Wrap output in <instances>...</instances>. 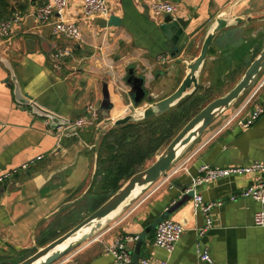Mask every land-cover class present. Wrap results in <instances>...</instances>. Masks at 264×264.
I'll list each match as a JSON object with an SVG mask.
<instances>
[{
	"label": "crops",
	"instance_id": "obj_1",
	"mask_svg": "<svg viewBox=\"0 0 264 264\" xmlns=\"http://www.w3.org/2000/svg\"><path fill=\"white\" fill-rule=\"evenodd\" d=\"M47 1L5 0L13 10L9 18L20 13L22 19L8 35H0V173L19 169L0 184V264H16L28 257L52 231L62 233L72 213L84 212L79 204L92 197L99 141L111 128L108 121L128 113L133 103L125 81L128 67L146 76V86L158 100L178 87L185 63L199 54L205 31L218 16L244 20L215 38L201 73L202 81H209L205 88L235 84L264 42V0H170L180 7L179 17L188 21V40L175 57L169 53L174 45L159 28L167 15L155 17L148 0H107L106 17L86 16L81 0H67L63 11L38 22L33 12ZM58 20L79 24L81 38L54 34ZM60 48L71 51L56 68L51 56ZM161 55L167 61L162 62ZM263 73L264 69L181 150L166 174L130 208L101 228L93 241L54 264H118L104 247L124 235H140L139 240L128 242L135 261L151 257L168 264H209L201 260L199 251L207 247L215 264H264V226L254 223L264 204L250 197L231 199L253 182L256 173L231 175L197 187L205 201L221 202L212 209L213 225L205 233L198 231L205 225V215L195 206L193 193L186 196L203 164L230 167L264 162V114L248 128L226 124L234 112L241 109L240 117L246 118L252 111L256 102L246 101ZM19 95L54 118L35 112ZM91 103L102 117H110L96 126L71 130L59 141L56 125L83 115ZM106 103L111 105L108 110ZM24 163H30L27 169L21 168ZM260 176L264 178L263 173ZM164 217L184 225L172 252L153 242L155 226Z\"/></svg>",
	"mask_w": 264,
	"mask_h": 264
},
{
	"label": "water",
	"instance_id": "obj_2",
	"mask_svg": "<svg viewBox=\"0 0 264 264\" xmlns=\"http://www.w3.org/2000/svg\"><path fill=\"white\" fill-rule=\"evenodd\" d=\"M243 20L244 18L242 17L220 15L210 23L202 38L199 54L190 61H187L184 65L185 75L180 84L173 92L161 99L153 100L154 98L151 95L150 89L146 86V76L138 75L134 67H128L125 81L131 87L130 96L133 100L132 105L138 108L145 101H149V103L145 107H139V109L130 107L128 113L117 119L108 121V125L117 127L129 121H140L152 116L161 115L179 103L183 98L192 94L200 86L201 72L215 38L223 29L238 25ZM187 24L188 21L181 17L172 19L171 16L167 15L159 26L162 33L174 45V48L169 51L171 57H175L184 48L188 40V33L185 31ZM263 69L264 47L255 56L235 85L225 94L211 100L195 114L149 166L134 173L111 197L69 230L48 244L39 247L31 255L16 264H54L71 251L80 247L97 230H100L106 221L114 217L108 218L107 216L128 200L137 188H140L139 193L131 198L121 210L133 202L150 184L165 175L176 161L181 150L201 135L215 119L222 115L253 84ZM14 81L17 89L18 84L15 77ZM18 99L22 103L31 105L35 112L54 118V115L41 109L28 98L21 96ZM104 106L107 110L111 107L107 103ZM109 117V115L103 116L104 119ZM187 194L186 196L189 197L192 195V193ZM151 228L152 226L148 227L146 231H150Z\"/></svg>",
	"mask_w": 264,
	"mask_h": 264
},
{
	"label": "built area",
	"instance_id": "obj_3",
	"mask_svg": "<svg viewBox=\"0 0 264 264\" xmlns=\"http://www.w3.org/2000/svg\"><path fill=\"white\" fill-rule=\"evenodd\" d=\"M82 10L86 16H108L109 8L107 0H81ZM150 9L155 17H162L165 15L171 16L172 19L179 18L180 7L178 4L170 0H148ZM67 5V0H49L46 3L38 6L33 12L34 17L38 22H47L55 12H61L65 9ZM22 15L20 13H15L9 19H0V35H8L14 25L20 22ZM53 33L57 35H66L70 39L78 40L82 36V30L74 21L71 20H58L53 26ZM69 48H60L54 53H52V60L54 66L59 68L61 66V61L63 57L70 54ZM162 62L167 61L165 55L160 56ZM255 101L256 104L252 111L246 118L240 117L241 109L231 114L226 124L236 122L242 128L250 127L261 115L264 114V73L256 82L250 96L248 97L246 103ZM134 109H139V107H134L129 105ZM129 107V111H130ZM108 119V118H107ZM104 118L101 116L99 109L94 104H89L86 112L76 117L73 120L66 121V123H59L55 127V133L59 141L61 136L67 134L69 131L81 130L87 126H96ZM41 159L42 156H38ZM30 163H24L21 168L27 169ZM177 167L173 172H177ZM185 168V167H183ZM19 169H13L6 172L0 173V184L6 183L8 180L12 179L13 175ZM256 173L257 176L254 178L253 182L243 189L240 193L231 196V199H237L239 197H250L255 201L264 204V178L260 176L264 173V162L253 161L251 163L240 165V166H212L210 164H203L198 169V174L193 176L191 184L188 188V192L193 193L194 204L199 208L205 215L206 222L201 228H198L199 233H205L213 225V218L211 216L212 209L221 204L220 201H205L202 194L197 191V187L208 183L210 181L220 179L223 177H228L231 175H245ZM254 223L258 226H264V209L259 210L255 213ZM153 242L155 245L164 248L168 252H172L175 248L176 243L180 240L181 235L184 231V225L175 220L172 217L162 218L155 226ZM140 239V235H124L113 239L111 242L105 244V252L114 256L118 264H168L167 260L154 259L151 257H141L137 261L133 259V253L128 247L129 241H137ZM200 251V258L209 264H215L213 258L211 257L210 251L207 247L202 248Z\"/></svg>",
	"mask_w": 264,
	"mask_h": 264
},
{
	"label": "trees",
	"instance_id": "obj_4",
	"mask_svg": "<svg viewBox=\"0 0 264 264\" xmlns=\"http://www.w3.org/2000/svg\"><path fill=\"white\" fill-rule=\"evenodd\" d=\"M12 13L9 3L0 0V19L9 18ZM211 91L200 85L192 94L161 115L140 121H129L107 130L98 144L97 168L91 186L92 197L90 201L79 205H82L88 214L91 213L134 173L144 169L145 165L155 159L182 127L201 110L207 101L206 98L211 97ZM81 219L72 213L62 228L63 232L52 231L48 237L40 241L39 246L48 244Z\"/></svg>",
	"mask_w": 264,
	"mask_h": 264
},
{
	"label": "rangeland",
	"instance_id": "obj_5",
	"mask_svg": "<svg viewBox=\"0 0 264 264\" xmlns=\"http://www.w3.org/2000/svg\"><path fill=\"white\" fill-rule=\"evenodd\" d=\"M263 39H264V35H263ZM262 47H264V42H262L261 44H260V47L258 48V52H260L259 50L262 48ZM258 55V54H257ZM256 55V56H257ZM254 58V55H252V57H251V59H253ZM202 73V72H201ZM204 80V79H203ZM167 82L168 83H173V81H171L170 80V78H168L167 79ZM208 83H209V81H202V79H201V76H200V85L201 86H203V87H205L206 85H208ZM235 84L232 82V83H226L225 85H223V86H221V87H219V86H214V85H212V86H209L208 88L209 89H211L212 91L210 92V94H211V97H209V98H206L207 99V101H205V103H204V105H203V107L207 104V103H209L211 100H213V99H215V98H217V97H219V96H221V95H223V94H225L228 90H230L233 86H234ZM172 88H174V87H172ZM170 91V90H169ZM164 94H165V92L163 91V92H161L160 93V97L161 96H164ZM155 98H158L157 96L155 97ZM202 107V108H203ZM201 108V109H202ZM156 158H157V156H156ZM155 158V159H156ZM155 159H153V160H151V161H149L146 165H145V167L144 168H146L147 166H149ZM143 193V192H142ZM141 193V194H142ZM141 194H139L137 197H136V199L141 195ZM134 202V201H133ZM133 202H131L129 205H127L126 207H124L122 210H120V212L118 213V214H116L112 219H109L108 221H106L105 223H104V226L103 227H106L108 224H110L111 222H113V221H115L117 218H119L120 217V215H122L128 208H130L131 206H132V204H133ZM88 211L87 210H84V212L82 213V214H80L79 216L83 219L85 216H87L88 215V213H87ZM78 216V217H79ZM102 227V228H103ZM101 230V229H100ZM100 230H97L89 239H87L85 242H83L82 244H81V246L80 247H82V246H84L85 244H88L89 242H91V241H93L97 236H98V231H100ZM62 232V231H61ZM80 247H78V248H76L75 250H73V251H71L70 253H68L67 255H72V254H74ZM66 255V256H67ZM65 257V256H64ZM63 257V258H64ZM62 259V258H61Z\"/></svg>",
	"mask_w": 264,
	"mask_h": 264
},
{
	"label": "bare ground",
	"instance_id": "obj_6",
	"mask_svg": "<svg viewBox=\"0 0 264 264\" xmlns=\"http://www.w3.org/2000/svg\"><path fill=\"white\" fill-rule=\"evenodd\" d=\"M139 190H140V188H137V189L133 192V194L128 198V200H126V201H125V202H124L119 208H117L116 210H114L113 212H111L107 217H108V218H111V217L115 216L116 214H118V213L120 212L121 208H122L123 206H125L126 203H127L129 200H131V198L135 197V195H136L137 193H139Z\"/></svg>",
	"mask_w": 264,
	"mask_h": 264
},
{
	"label": "flooded vegetation",
	"instance_id": "obj_7",
	"mask_svg": "<svg viewBox=\"0 0 264 264\" xmlns=\"http://www.w3.org/2000/svg\"><path fill=\"white\" fill-rule=\"evenodd\" d=\"M211 48V47H210ZM209 52H210V50H209ZM209 55V54H208Z\"/></svg>",
	"mask_w": 264,
	"mask_h": 264
}]
</instances>
